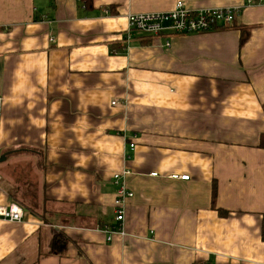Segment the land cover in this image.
Listing matches in <instances>:
<instances>
[{
	"label": "crops",
	"instance_id": "1",
	"mask_svg": "<svg viewBox=\"0 0 264 264\" xmlns=\"http://www.w3.org/2000/svg\"><path fill=\"white\" fill-rule=\"evenodd\" d=\"M177 1L0 0V204L25 210L0 264H264V2L183 0L242 8L126 39L128 14Z\"/></svg>",
	"mask_w": 264,
	"mask_h": 264
},
{
	"label": "built area",
	"instance_id": "2",
	"mask_svg": "<svg viewBox=\"0 0 264 264\" xmlns=\"http://www.w3.org/2000/svg\"><path fill=\"white\" fill-rule=\"evenodd\" d=\"M249 4L261 3L264 0H247ZM240 6L212 7V8H190L183 0H178L174 7L170 10L157 12H143L128 14V31L126 39L130 40L134 34L140 33L143 37H154L166 35L195 34L217 30L221 27L230 26L236 15L241 11ZM166 44L171 45V41L167 40ZM3 102V96L0 92V108ZM131 150L135 148V144H130ZM130 173L124 170L114 174L115 183L118 186L117 194L114 202L115 218L118 226L115 229L108 227L103 230L108 234L107 240L112 239L114 232L124 234L122 221L124 220L126 200L133 196L127 185L125 176ZM157 175V173H152ZM172 178L189 179V175H171ZM1 180V176H0ZM25 216L24 208L16 202L8 205L0 204V220L5 221H23Z\"/></svg>",
	"mask_w": 264,
	"mask_h": 264
},
{
	"label": "trees",
	"instance_id": "3",
	"mask_svg": "<svg viewBox=\"0 0 264 264\" xmlns=\"http://www.w3.org/2000/svg\"><path fill=\"white\" fill-rule=\"evenodd\" d=\"M86 8H90L92 7V0H83ZM143 37V36H142ZM244 39V38H243ZM258 147L264 148V131L261 133L260 137H259V143H258ZM215 189H214V195L213 198L215 200ZM219 213L222 216H226L228 214V212L222 208H217ZM261 237L264 240V213L262 214V226H261ZM58 242L62 241L61 239H57Z\"/></svg>",
	"mask_w": 264,
	"mask_h": 264
},
{
	"label": "water",
	"instance_id": "4",
	"mask_svg": "<svg viewBox=\"0 0 264 264\" xmlns=\"http://www.w3.org/2000/svg\"><path fill=\"white\" fill-rule=\"evenodd\" d=\"M5 157H6L5 155L2 156V157H0V161L3 160V159H5Z\"/></svg>",
	"mask_w": 264,
	"mask_h": 264
},
{
	"label": "rangeland",
	"instance_id": "5",
	"mask_svg": "<svg viewBox=\"0 0 264 264\" xmlns=\"http://www.w3.org/2000/svg\"><path fill=\"white\" fill-rule=\"evenodd\" d=\"M1 155V154H0Z\"/></svg>",
	"mask_w": 264,
	"mask_h": 264
}]
</instances>
